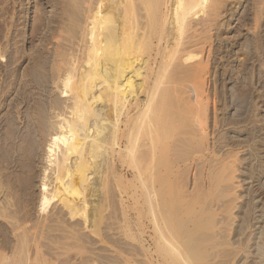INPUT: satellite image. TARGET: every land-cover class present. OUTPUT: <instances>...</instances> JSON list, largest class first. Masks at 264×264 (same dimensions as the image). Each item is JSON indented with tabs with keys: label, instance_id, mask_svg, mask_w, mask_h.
Wrapping results in <instances>:
<instances>
[{
	"label": "bare ground",
	"instance_id": "6f19581e",
	"mask_svg": "<svg viewBox=\"0 0 264 264\" xmlns=\"http://www.w3.org/2000/svg\"><path fill=\"white\" fill-rule=\"evenodd\" d=\"M48 2L52 3L54 13L48 22L45 14L40 16L39 23L44 28L36 25L34 33L41 34L42 29L48 28L42 39L45 45H55L52 81L60 96L47 104V115L42 121L39 110L31 104V76L27 69L22 75L16 68L5 72L4 78H14L13 84L17 83L18 87L13 88L16 96L9 106L14 116L11 114L10 118L6 114L0 117V147L15 148L14 155L0 153V196L3 195L0 219L4 217L9 221L10 217L16 216L10 206L17 193L28 195L25 186H30L23 184V176L34 180L33 171L41 153L39 150L43 148L39 207L44 213L52 206L50 213L41 218L40 223L38 221L43 232L53 223H66L65 232L69 238L88 243L87 233L97 231L96 223L105 217L109 206L107 197L110 193L107 196V190L115 187L121 201L127 197L139 205L141 225L136 227L141 234H144V218L150 219L154 252L160 253L157 261L167 264L177 253L181 255L183 264H191L190 256L182 253L173 233V205L176 200L172 191L175 188L173 176L180 165L170 157L176 145L173 141L176 125L167 112L186 101L197 119V128L192 132L196 137L205 133L202 118L208 65L204 59L206 44L220 17L225 11L228 13L230 4H238L239 1ZM263 5L264 0H255V24L261 20ZM2 35L8 36L7 31L1 28L0 50ZM15 36L13 28L11 38ZM40 51L30 57L31 62L39 63L42 58ZM211 52L209 49V54ZM5 57L4 50L0 53V61L12 62L11 58ZM13 109L17 111L13 112ZM2 110L0 102V114ZM177 145L186 147L182 140ZM5 169L10 170L9 175L4 174ZM216 180V185L221 183L229 188V202L235 205L237 182L234 165L223 167ZM120 211L123 217L130 215L124 209L122 211V207ZM25 223L11 221L17 231L24 228ZM26 230L21 233L16 246L21 244L23 247L28 241H34L37 249L30 264H47L45 253V256H39L38 242L43 239V232ZM29 233L33 234V239ZM15 248L13 253L21 251L22 257L6 261L7 256L2 253L1 264H29L27 250L23 247L17 251ZM94 264L106 263L96 259Z\"/></svg>",
	"mask_w": 264,
	"mask_h": 264
},
{
	"label": "rangeland",
	"instance_id": "374dc122",
	"mask_svg": "<svg viewBox=\"0 0 264 264\" xmlns=\"http://www.w3.org/2000/svg\"><path fill=\"white\" fill-rule=\"evenodd\" d=\"M48 1L0 0V29L6 30L8 35L7 38L2 35L0 53L5 50V59L11 58L12 61H0V102L3 106L0 117L6 114H9L10 118L14 116V113L9 111V106L16 96V91L13 90L18 85L13 84L14 78H4V75L15 68L21 75L26 69L30 73L31 104L39 110L42 121L47 115V104L51 99L60 96L52 81L55 45H45L42 39L48 28L42 29L41 34L34 33L35 26H40L39 17L45 14L48 22L54 13L52 3ZM238 1V4H230L228 13L225 11L220 17L216 29L211 33L212 37L206 44L207 54L205 53L204 59L208 65L205 75V110L202 118L205 133L196 137L192 132L197 128V119L186 101H181L171 108L173 111L170 109L167 112L168 115L171 114L168 117L173 118L176 125L173 137L176 145L170 157L180 165L179 170L175 169L173 176L175 188L172 191L176 199L173 205V233L177 236L175 237L182 253L190 256L191 264H264V5L261 20L255 24V0ZM13 28L16 36L12 39ZM209 49L212 51L210 54ZM38 50L42 53L40 64L30 60ZM189 111L191 113L186 118ZM179 140L185 141V148L178 147ZM3 146L0 147V153L6 156L14 155L15 148ZM39 152L41 153L33 171L34 180L30 181L25 177L27 175L23 176V184L30 186H25L28 195H23L24 192L17 193L13 199L15 204L13 202L10 206L11 210H15L16 216L10 217L11 219L8 217L9 221L4 217L0 219V255L3 253L7 256L6 261L14 257L21 258L23 253L20 251L14 254V248L19 251L24 247L30 264L36 254V243L28 241L27 245L21 247L19 242L17 247V240L26 229L32 232L31 229L37 230L40 226L37 231H42L40 219L45 218L52 209V206H49L46 212L42 213L43 210L39 207V178L44 165L43 148ZM230 164L234 165L236 170L235 205L229 202V188L215 183L219 171ZM8 172L9 169L4 170V174L9 175ZM108 192L109 206L107 204L105 217L97 222L99 225L96 223L98 228L96 227L95 233H87L88 243L69 238L65 232L66 223H53L50 229L42 231L43 239L38 242L41 249L39 256L46 255L47 264H94L96 259L106 264H166L157 261L160 253L154 252L150 219L146 218V215L143 220L144 234L140 233L139 205L127 197L122 202L115 187L107 190V196ZM2 197L0 196V199ZM127 203H133L130 205L131 209L126 207ZM121 207L125 212L128 208L127 213L132 219L130 215V218L122 216ZM11 221L27 223L18 232L19 230L13 229ZM131 221L133 222L130 223ZM29 234L33 239V234ZM167 264H183L181 255L176 253Z\"/></svg>",
	"mask_w": 264,
	"mask_h": 264
}]
</instances>
